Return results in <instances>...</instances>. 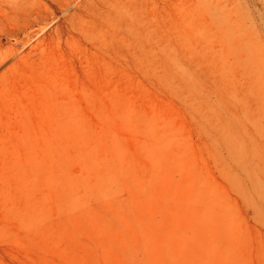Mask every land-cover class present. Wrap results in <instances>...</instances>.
Wrapping results in <instances>:
<instances>
[{
    "label": "rangeland",
    "instance_id": "rangeland-1",
    "mask_svg": "<svg viewBox=\"0 0 264 264\" xmlns=\"http://www.w3.org/2000/svg\"><path fill=\"white\" fill-rule=\"evenodd\" d=\"M0 19V72L48 70L83 112L0 206V264H264V0H2Z\"/></svg>",
    "mask_w": 264,
    "mask_h": 264
},
{
    "label": "bare ground",
    "instance_id": "bare-ground-1",
    "mask_svg": "<svg viewBox=\"0 0 264 264\" xmlns=\"http://www.w3.org/2000/svg\"><path fill=\"white\" fill-rule=\"evenodd\" d=\"M12 34L19 38V33L12 32ZM1 47L0 43V49ZM11 47H4L0 50V70L17 57L16 48L18 46ZM43 50L44 48L42 53ZM23 55L20 58L24 60ZM16 63L13 62L0 72V206L8 203L11 194L23 190L22 184L26 177L37 175L45 166L46 163L41 158V149L44 147L50 152L53 151L59 141V132L65 131L60 126L62 122L77 123L82 120L83 116V112H80V105L75 106L74 100L71 104L66 101L65 87L63 88V85L48 70L36 72L31 78L24 77L23 80H19L20 76H16ZM83 68H85L84 65ZM40 108L46 111H40ZM72 188L68 193L70 196H72ZM214 205L216 206V204L206 203L204 209L212 212ZM211 216L213 220L215 215L212 213ZM218 219L221 224L226 223L224 219ZM133 249L135 248L132 246L126 248L127 256L133 252ZM136 253L139 256L138 252ZM129 260L131 264H143L141 261H136L134 257Z\"/></svg>",
    "mask_w": 264,
    "mask_h": 264
}]
</instances>
